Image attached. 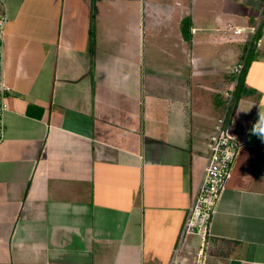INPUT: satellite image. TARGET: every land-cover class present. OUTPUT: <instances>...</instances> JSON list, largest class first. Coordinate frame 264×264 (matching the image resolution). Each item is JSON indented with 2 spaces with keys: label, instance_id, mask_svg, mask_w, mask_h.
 <instances>
[{
  "label": "crops",
  "instance_id": "crops-1",
  "mask_svg": "<svg viewBox=\"0 0 264 264\" xmlns=\"http://www.w3.org/2000/svg\"><path fill=\"white\" fill-rule=\"evenodd\" d=\"M0 12V264H264V0ZM242 60L227 126L242 147L202 247L183 226Z\"/></svg>",
  "mask_w": 264,
  "mask_h": 264
},
{
  "label": "built area",
  "instance_id": "built-area-1",
  "mask_svg": "<svg viewBox=\"0 0 264 264\" xmlns=\"http://www.w3.org/2000/svg\"><path fill=\"white\" fill-rule=\"evenodd\" d=\"M8 16L6 12H0V37L3 34ZM235 34H242L243 28H235ZM255 30L250 31L253 37ZM1 44V42H0ZM245 69V60L240 61L231 69L234 77L232 86L227 92L224 110L216 122L215 130L206 144V163L199 188L192 197L188 213L183 226V236L197 234L202 237L203 244L210 235L211 219L216 211L217 203L225 189L226 182L230 178L234 163L242 144L228 134L227 126L230 118V109L233 103L235 87ZM9 87L0 81V143L5 139L6 126L4 115L7 109L5 96ZM203 251H201V256ZM202 264V259L199 260ZM172 264H182L174 260Z\"/></svg>",
  "mask_w": 264,
  "mask_h": 264
},
{
  "label": "rangeland",
  "instance_id": "rangeland-1",
  "mask_svg": "<svg viewBox=\"0 0 264 264\" xmlns=\"http://www.w3.org/2000/svg\"><path fill=\"white\" fill-rule=\"evenodd\" d=\"M250 53H251V50L246 48V51H244L243 55H242L243 59L244 58L247 59V57L250 55Z\"/></svg>",
  "mask_w": 264,
  "mask_h": 264
},
{
  "label": "trees",
  "instance_id": "trees-1",
  "mask_svg": "<svg viewBox=\"0 0 264 264\" xmlns=\"http://www.w3.org/2000/svg\"><path fill=\"white\" fill-rule=\"evenodd\" d=\"M0 62H1V44H0ZM245 68H246V66H245ZM244 71H245V69H244ZM244 71H243V73H244ZM242 76H243V74H242ZM242 76H241V77H242ZM241 77H240V79L238 80V83H237L238 85H239V82H240V80H241Z\"/></svg>",
  "mask_w": 264,
  "mask_h": 264
}]
</instances>
